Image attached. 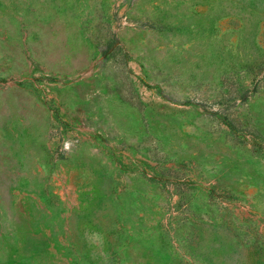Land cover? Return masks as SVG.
<instances>
[{
    "label": "rangeland",
    "instance_id": "1",
    "mask_svg": "<svg viewBox=\"0 0 264 264\" xmlns=\"http://www.w3.org/2000/svg\"><path fill=\"white\" fill-rule=\"evenodd\" d=\"M0 264H264V0H0Z\"/></svg>",
    "mask_w": 264,
    "mask_h": 264
}]
</instances>
